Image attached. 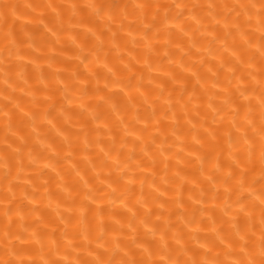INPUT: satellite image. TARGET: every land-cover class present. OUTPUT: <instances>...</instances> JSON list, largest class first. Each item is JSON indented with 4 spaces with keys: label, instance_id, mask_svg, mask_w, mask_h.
Listing matches in <instances>:
<instances>
[{
    "label": "bare ground",
    "instance_id": "6f19581e",
    "mask_svg": "<svg viewBox=\"0 0 264 264\" xmlns=\"http://www.w3.org/2000/svg\"><path fill=\"white\" fill-rule=\"evenodd\" d=\"M9 2L17 7L14 14L9 12L6 21L0 17V48H3V32L10 30L11 38L19 45L23 60L17 62L14 57L12 59L9 80L12 87L4 84L3 66H0V158L8 155L12 168L9 178L12 191L7 192L8 182L3 179L4 169L0 167V211L5 205L13 209L12 216L16 222L13 230H17L21 223L31 226L25 236L27 242L22 245L28 250L25 256L30 255L39 260V253L36 251L39 245L31 235L33 232L37 233L46 246L51 239L57 241L59 251L54 253L53 258L61 264L65 256L68 261H76L77 258L91 260L98 255H106V248L112 247L113 237L117 238L125 251L134 253L136 259L144 258V248L156 253L160 247L161 234L165 235L169 250L176 255L175 250L179 246L173 239L174 233L189 249L203 253L206 249L199 248V244L204 243L212 248L213 253H223L225 245L219 243L213 228L222 235H227L230 228V224L226 222L228 217H223L221 208L218 207L223 204L224 189L219 187V198L213 200L217 187L200 175L196 157L210 153L207 159L214 161L216 154L224 147V133L229 127L228 122L225 120L223 124H213L212 112L207 107L209 95L219 92V86L212 88L216 76L220 79V85L224 86L226 77L231 75L226 68L220 67L221 61L228 66H235V77L241 78V85L249 89L246 95L252 97L253 117L259 123L256 98L260 89L248 76V72L252 71L248 67L249 63L255 68L264 67V61L255 47L261 36L256 31L255 18L250 25L244 26V31L249 34L246 38L251 39L253 47L244 44L239 34L227 38L229 51L225 52L221 47L225 43L223 14L226 11L222 6L246 3L249 0H95L97 4L117 6L113 9L111 22L106 18L92 16L85 7L89 0ZM176 2L189 6L183 9L184 15L179 20L173 17L180 10L173 8L172 15L165 21V8L161 7L157 19L153 21L157 5L168 6ZM72 4L78 6L75 15L69 7ZM138 4L148 6L143 9L142 18L141 9L136 7ZM208 4L220 6L214 10L219 14L217 19L221 21L220 24H216L208 15ZM193 5L201 7L192 8ZM190 16L198 18L200 25L190 19ZM177 23L181 24L184 32L172 27ZM144 24L154 25L148 30L153 44L151 52L145 49L144 41L141 40L145 31ZM205 28L220 37V40L211 45L214 56L203 51L212 40L211 35H202ZM97 37L103 40V45H100ZM189 37L195 40V47L191 46ZM233 51L235 56L232 55ZM89 52L93 54L89 55ZM82 54L88 56L84 63H81ZM237 56L240 57L239 61ZM17 63L23 67L16 68ZM17 71H23V79L16 78ZM235 77L229 89L231 92H235ZM261 78L264 77L257 76V79ZM24 80H27V84ZM182 90L183 101H187L190 96L193 98L192 103L188 104L187 115L175 103ZM29 91L32 95L27 94ZM170 92L172 111L179 118V139L171 135L172 111L167 112V119H160L161 114L168 109L164 101L168 99ZM65 95L67 99L64 98ZM145 98L148 103H145ZM223 99L224 93H220L213 104L220 105ZM237 103L245 105L241 112L246 110L243 98H239ZM81 104L84 105L83 108L80 107ZM153 107L156 109L155 118L151 117ZM4 112L8 116H4ZM33 114L34 120L29 118ZM117 114L123 118V124L117 119ZM93 115L97 119H93ZM156 119L160 120L159 129L162 134H157L154 122ZM125 127L131 135L125 133ZM205 128L218 129L220 147L210 141ZM85 136L89 141L87 148L84 145ZM137 136H141L144 142H149L155 136L156 145L149 143V153L155 159V164L141 152L142 144L136 139ZM165 137V151L160 155L157 145ZM196 140L200 142L197 143ZM122 142H126V147H120ZM133 147V158L128 160ZM101 148L111 151L113 158L119 153V159L128 163L129 168L124 173L123 180H118L121 175L119 169L113 165L112 160L105 159ZM219 163L222 172L229 171L226 149L220 155ZM45 164L49 167H44ZM209 171L212 170L206 163L205 173ZM77 172L80 173L79 176L76 175ZM81 176L83 180L80 179ZM253 177L258 180L259 173L251 172L247 181L250 183ZM129 179L133 183L128 184ZM84 181H87V188L98 190L97 195L102 197V200L98 199L91 205L93 210L97 207L101 209L100 215L94 217L93 212H90L88 218L92 229L90 239L93 241L99 232V222H103L105 248H97L95 243L86 245L81 238H77L73 243L78 247L72 250L66 248L65 240L61 239L62 225L59 224L55 205L59 203L60 211L63 212L66 207L65 197L69 192L79 202L83 192L87 191ZM260 187L261 183L253 185L257 192ZM112 189L116 190L112 196L114 202L109 203L107 194L112 193ZM201 189L204 190L202 198ZM125 192L126 196H121ZM12 193H15L14 200ZM237 194L234 188L233 200ZM243 195L247 197V193ZM141 196L147 201L143 207L137 204ZM49 200L52 207H49ZM121 200H124V204ZM195 200L202 202L193 203ZM245 203L249 208L252 207L253 202L245 200ZM254 203L258 206V201ZM18 208L20 215L24 217L22 222L16 215ZM258 209L257 207L253 212L257 224ZM149 211L151 216L147 227L157 228L155 238L140 223ZM133 213L136 214L135 218ZM221 217L225 222H221ZM245 219L243 216L237 217V222L244 225ZM165 221L171 225L170 229ZM4 222V218L0 217V226ZM133 236L141 247L131 244ZM227 243L226 239L225 244Z\"/></svg>",
    "mask_w": 264,
    "mask_h": 264
},
{
    "label": "snow or ice",
    "instance_id": "6c2138e0",
    "mask_svg": "<svg viewBox=\"0 0 264 264\" xmlns=\"http://www.w3.org/2000/svg\"><path fill=\"white\" fill-rule=\"evenodd\" d=\"M51 7V5H49ZM73 10V14L75 15L77 10V5L72 4L69 6ZM85 7L89 10L90 14H94L95 16L99 17L100 19H107L109 22L113 19V9H115L117 6L113 4H97L95 0H89V2L85 5ZM137 8L141 9V18L143 17V9L145 7H148L144 4H138L136 5ZM161 7L165 8L163 19L167 21L169 19L168 13L172 8L179 9L180 11L177 12V15H184L183 9L189 8L188 5L183 4L181 2H176L173 5L169 6H160L157 5V13L153 15V21H155L159 15V9ZM192 8L201 7L200 5H193ZM220 6L208 4L207 8L210 10L208 12V15L216 22V24H220L221 21L217 19L218 13H216L214 10ZM226 11L223 14V28H224V41L225 43L221 45L223 47L224 51H229L226 41L227 38L230 36H233L234 34H239L241 40L244 44L248 45L249 47H253L251 39H247L246 37L249 36V34L244 31V24L240 21V12L237 10H244L243 15L245 16V19L247 21V24L250 25L253 21V18H255L256 22V31L261 33V36L259 37L257 44H256V52L259 54V57L262 61H264V2L257 3L256 0H249L248 3H236L234 5H223L222 6ZM15 7L12 6L9 8V12L14 14ZM255 10V11H253ZM236 12V15L233 16L232 13ZM5 21L7 20V17H3L0 15ZM190 19L195 20L196 24L200 25V20L196 18L195 16H190ZM175 19V18H173ZM177 20V19H176ZM141 22H143L141 20ZM154 25L153 24H144V34L141 36V40L144 41V47L148 52L152 51L153 44L152 39L148 36V30H150ZM172 27H175L179 29L181 32H184L183 27L181 24L177 23L172 25ZM121 28H123V24H121ZM129 35H132L131 32H129ZM185 35L187 33L185 32ZM202 35H211L212 40L209 42V46L204 49L203 51L209 55L214 56L212 44L216 43L218 40H220L219 36L213 35V33L208 32L207 28H205L204 32H202ZM12 33L11 31H5L2 34L3 39V48H0V55H3V59H0V66H3V75H4V84H6L8 87H12V84L9 83L10 78V72L12 70V59L13 57L17 62L23 60V56L20 53V48L17 42L11 38ZM115 38V34H113V39ZM191 41V46L195 47L196 42L192 37H189ZM97 40H99L100 45H103V40L100 39V37H97ZM135 37H133V43H135ZM197 51H201L200 49H197ZM6 54V55H4ZM92 52H89V55H92ZM232 55L235 56L236 53L233 51ZM215 58V57H214ZM237 61L240 60V57H236ZM81 63H84L82 60ZM203 63V60L201 61ZM16 68L20 69L23 67V65L17 63L15 65ZM85 67H88L87 64H85ZM151 66L149 65V68ZM221 68H226V71L230 73L231 75L226 77V85L221 86L220 85V79L218 76H216L215 80L212 83V88H217L219 86V92H212L209 95V103L207 107L212 112V123L213 124H223L225 120L228 122V129L224 133L225 141H224V147L220 149V152L216 154L215 160L207 159L208 156H210V153H205L203 155H199L196 157L197 161H199V173L201 176L205 177V179L212 184L213 186L217 187V192L213 195V200H216L219 198V187H223L224 189V200L222 205H218V207L221 208V211L223 213V217H228L227 223L230 224V228L232 229L231 235L228 233L227 235H222L220 232H217L215 227L213 228V232L216 233V237L219 240V243L222 245H225V251L223 253L221 252H215L213 253V250L211 247H208L206 244L201 243L199 244V248L206 249L203 253L200 252H192L191 255H189L188 248L182 243L181 239L174 233L173 239H175L176 244L179 246L175 251L176 255L172 254V251L169 250V246L167 243V240L165 239V235L161 234L159 236L160 240V247L159 250L156 253H153L150 249L144 248V258L142 259H136L134 253H130L129 251H125L119 241L116 237L112 238V247L106 248V255L105 258H101L100 255L94 257L91 261L87 262V264H239L238 259H234L233 256L235 253L233 250L235 249L239 254L245 256L248 258V264H256L257 258L264 259V231H261L258 235L256 232L253 231V226L255 223V217L253 215V212L256 210V208H259V225L262 229H264V78L257 79V76L264 77V67L261 68H255L253 64L249 63L248 67L249 69H252V71L248 72V76L253 79L256 86L260 89L259 96L257 99V106L259 108V123H257L256 119L253 117V111L254 106L252 104V97L249 95H246V93L249 91L247 87H244L241 85L240 81L241 78L235 77V66H228L225 64L224 61H221L220 63ZM39 66L37 65V69ZM111 71V69H109ZM193 75H196L193 73ZM215 75V74H214ZM24 73L23 71H17L16 72V78L17 79H23ZM236 78V86H235V92L229 91L233 84V78ZM42 82V77H41ZM199 83V78L197 80ZM24 83L27 84V80H24ZM107 86V85H106ZM203 87V85H202ZM45 88H47V85H45ZM123 90V89H122ZM137 91H139V88H137ZM161 91H163L161 89ZM183 91H181V94L179 97L176 98L175 103L180 106V108L183 110L184 114H188V104L192 103V97L190 96L187 101H183ZM253 92H255V89H252ZM65 92H67V85H65ZM220 93H224V99L222 100L220 105L213 104V100L220 95ZM238 93V96L236 95ZM28 95H32V92L29 91L27 93ZM141 95H143L141 93ZM172 94L169 93L168 99L164 101L165 104L168 105L167 111H164L161 114L160 119H167L168 111H172L173 109V101L171 98ZM7 99V97H5ZM65 99H67V95L64 96ZM239 98H243V101L246 102V110L241 112V108L245 105L238 104L237 101ZM159 99V97H157ZM145 103H148L147 98H145ZM233 105H236L233 107ZM17 107H19L17 105ZM81 108L84 107L83 104L80 105ZM22 110V109H21ZM115 111V109H113ZM4 116H8L7 112L3 113ZM27 115V113H25ZM151 117H156V109L153 107V111L151 113ZM217 117H219V120H217ZM30 119H35V114H33ZM137 120L139 117H136ZM93 119H97L95 115H93ZM117 119L121 124H123V118L117 114ZM155 124L157 125V134H162L159 129V119H156ZM191 123V121H188ZM207 121L205 120V123ZM51 123V121H49ZM204 126L203 124L201 125ZM148 125L145 124V129H147ZM195 127V125H193ZM35 130V129H33ZM125 133L127 135H131L132 133L128 132L127 127H125ZM249 130H251L249 132ZM180 131V125H179V118L175 111H172V125H171V135L176 136L177 139H179V136L177 133ZM205 132L207 136L209 137L210 141L213 142V144L216 147H220V142L218 139V129H212L209 130L208 128H205ZM136 139L138 141H141L142 147L141 152H143L144 156L148 157L152 160V163L155 164V159L150 155L149 153V143L152 145H156V139L155 136L151 137L149 142H144L141 136H137ZM195 139V137H194ZM65 140L67 141V137H65ZM167 137L163 141H161L160 145H157V148L159 149L160 155L164 154V147L163 144L166 142ZM197 143H199V140H196ZM113 144H115V141H113ZM84 145L85 148L89 146V141L87 140V136H85L84 139ZM9 147H11L9 145ZM121 148L126 147V142H122L120 145ZM203 147V146H202ZM69 148H71V144H69ZM226 149L227 151V167L229 171L222 172V167L219 163L220 155L223 154V151ZM101 152H103V155L106 160L110 159L112 160L113 165L119 169L121 175L118 177V180L124 179V173L128 170L129 165L127 162H122L119 159V153L117 154L116 158H113L111 155V151H104L103 148L100 149ZM135 151V147L130 150L129 155L127 157L128 160H132V152ZM68 155H71V152L68 153ZM87 159V157H85ZM253 161H259L261 168L259 171V180L261 181V187L259 189V192L255 191L253 188V185L258 183V180L253 177L252 181L249 183L247 181V177L249 176L251 171H254V168L250 169L248 167L249 164H251ZM123 163V167H121V164ZM208 164L209 168L212 171H209L207 174L205 173V165ZM139 166V165H138ZM0 167H2L4 170L3 173V179L8 182V188L7 192H11V180L9 179L11 177L12 168H11V158L8 155H5L3 158H0ZM44 167H49V165L45 164ZM19 171V169H18ZM219 174V176H218ZM77 176L80 175L79 172L76 173ZM81 180L84 178L81 176ZM165 182L166 178H165ZM128 184L133 183L132 179H129L127 181ZM84 186L87 188V181H84ZM182 187V185L180 186ZM237 191L236 199H232L233 191ZM97 191L95 189L87 188V191H84L81 198L79 199V202L77 201V197L73 196L72 193H68V195L65 197V204L66 207L64 208V211L61 212L60 208L61 205L58 203L55 205V210L57 214V218L59 221V224L62 225V228L60 229L61 232V239L65 240V247L68 249L76 250L78 245H75L73 243L74 240L77 238H81L86 245H90L92 243L96 244L97 248H105L106 241H105V231L103 227V222H99L98 228L99 232L96 236L95 241L90 239L91 236V224L88 218V214L90 212H93L94 217L99 216L101 213V209L97 207L95 210L91 208L92 204H95L98 199L102 200V197L97 195ZM116 190L112 189V193L107 194L109 196V203H113L114 200L112 199V196L115 195ZM141 192L143 193V182H141ZM177 193L179 196V188L177 189ZM247 193V197H245L243 194ZM160 195H163V193H160ZM201 198L204 195V190L201 189L200 192ZM121 196H126V192L122 193ZM7 199V197H5ZM15 199V193H12V200ZM27 199V197H25ZM191 199V197H189ZM245 200L255 202L258 201V206L253 203V206L251 208L248 207V205L245 203ZM35 201H30V203H34ZM202 200H195L193 203H201ZM11 203V201H9ZM121 203L124 204V200H121ZM137 204L140 206H145L147 204V201L143 199L141 196L140 199L137 200ZM177 204L179 205V199H177ZM52 202L49 200V207H52ZM13 209L5 205L0 211V217L4 218L3 223V235L5 237H8L13 234V225L16 223L13 220L12 216ZM35 211V209H33ZM131 211V209H129ZM203 211V209H201ZM67 213V215H65ZM16 215L19 217V220L22 222L24 220V217L20 215V209L18 208L16 210ZM135 213H133V218H135ZM151 216V212H147L146 216L143 220L140 221L141 224H143L147 228V232L152 235L153 238L157 236V228L155 226L153 227H147L148 225V218ZM243 216L245 217V223L244 225H241L237 222V217ZM223 217H221V222H225L223 220ZM160 217H157V220H159ZM75 221V223H73ZM190 222V221H189ZM165 224L168 225V228L170 229L171 225L168 223V221H165ZM21 225V224H20ZM19 225V226H20ZM131 227V225H129ZM56 229H53L55 231ZM134 232L135 229H132ZM249 233H251L253 236H256V238L260 241V243L252 250H250L248 244L246 243L249 239ZM32 237L35 238V243L40 245L41 248L44 247L45 243L44 241L37 236L36 232H33ZM227 239L228 243L225 244V240ZM27 241L25 239L21 240V243L24 244ZM131 244L135 245L136 247H141V245L137 242L135 236L131 239ZM58 246L57 241L55 239H51L48 241L47 247L50 249H56ZM89 255H91V252H89ZM180 257H183V259H180ZM17 261H20L21 264L23 261H32V257L30 255L28 256H16ZM63 264H78L77 261H68L67 257H63ZM39 260L42 262V264H49V261L45 258L43 253L39 255Z\"/></svg>",
    "mask_w": 264,
    "mask_h": 264
},
{
    "label": "clouds",
    "instance_id": "9594fccd",
    "mask_svg": "<svg viewBox=\"0 0 264 264\" xmlns=\"http://www.w3.org/2000/svg\"><path fill=\"white\" fill-rule=\"evenodd\" d=\"M256 2L261 3V2H264V0H256ZM242 3H244V2H242ZM246 3H248V2H246ZM232 5H234V4H232ZM12 6H14L15 8L17 7L15 4L10 3L9 0H0V15H2L3 17H7L9 14V8ZM172 10H173V8L168 13L169 17L172 15ZM237 11L240 12L241 23L244 25H247V21L245 19V16L243 15L244 10L238 9ZM253 11H255V10H253ZM91 15L96 17V18H99V17L95 16L94 14H91ZM232 15L235 16L236 12H233ZM181 17L182 16L177 15V12H176L175 16L173 18L179 20ZM4 55H6V54H4ZM87 58H88V56L86 54H82L81 61L82 60L85 61V60H87ZM0 59H3V55H0ZM9 80H10V78H9ZM6 90H7V87L5 88V91ZM248 167L250 169L254 168V171H257L259 173L261 165H260L259 161H253L251 164L248 165ZM4 171H6V170H4ZM251 172H253V171H251ZM258 183H261V181L259 179H258ZM253 203H252V206H253ZM30 227H31L30 225H26L24 223H21V225L19 226V228L17 230H13L12 235L5 237L3 235V224H2V226H0V264H21L20 261H17L16 256H18V255L23 256L28 251L27 249L22 247L23 244L21 243V240L25 239V236L29 232ZM257 230H258V234L261 231H264V229H262L261 226L259 225V219H258V224L255 221L254 226H253V231L257 233ZM231 232H232V229L229 228L228 233L230 235H231ZM248 235H249V239L246 243L248 244L250 250H252L260 243V241L256 238V236H253L251 233H249ZM36 251H38L39 255L42 252L43 255L45 256V258L49 261V264H61V262L59 260H56L53 258L54 253L59 251V245L54 250L48 248L46 245H44L43 248H41V246L39 245V247H38V249H36ZM188 251L189 252L191 251V253L197 252V250L189 249V248H188ZM233 252L235 253L233 258L238 259L239 264H248V258L247 257L239 254L235 249L233 250ZM100 256H101V258H105V256L103 254ZM180 259H183V257H180ZM91 260H80L79 258H77L76 261L78 262V264H87V262H89ZM22 264H42V262L38 259L33 258L31 262L23 261ZM256 264H264V259L257 258Z\"/></svg>",
    "mask_w": 264,
    "mask_h": 264
}]
</instances>
